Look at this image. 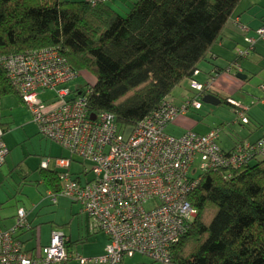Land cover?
Instances as JSON below:
<instances>
[{
    "label": "trees",
    "instance_id": "16d2710c",
    "mask_svg": "<svg viewBox=\"0 0 264 264\" xmlns=\"http://www.w3.org/2000/svg\"><path fill=\"white\" fill-rule=\"evenodd\" d=\"M241 1L136 0L123 15L110 4L112 0L96 4L92 1L0 0V59L34 51L56 50L80 77L85 78L86 73L95 75L96 81L92 86L87 81L81 87L69 86L72 91L82 92L91 114L113 115L117 124L129 135L171 105L177 109V117L164 126L165 135L181 138L188 132L199 136L216 132V145L227 160L234 157L237 147L247 144L256 147L264 141V137L255 142L236 139L231 149H225L221 146L220 136L225 132L226 125L206 134L190 129L179 137L167 130L189 112L201 110L202 98L212 92V84L198 80L200 66L212 58V48L221 40ZM188 81L192 94L184 97L183 105L178 106L171 98L174 91ZM194 81L200 83L203 89L194 90L191 87ZM49 92L54 94L51 100L40 99L41 95ZM13 95L24 102L33 121L32 111L0 63V101ZM57 96L55 91L43 89L38 100L43 104H52ZM195 103L200 104L199 109L193 106ZM222 103L233 106L237 121L242 126L250 125L247 112L244 114L248 123H243L239 117L241 110L235 104L227 100ZM184 107L186 111H183ZM0 126L5 142L7 129L1 123ZM8 150L10 154L9 147ZM66 150L69 157L58 158L54 162L55 169L50 168V159H47L46 166L42 161L39 167V175L50 188L45 200L55 206L60 198L66 197L72 200V205H80L82 216L88 220L87 232L90 230V235L73 242L62 231L54 230L50 244L54 233H62L70 260L78 256L93 259L95 257L80 254L73 256L70 252L71 247L84 246L89 237L103 231L93 229L85 206L67 194V184L62 175L68 173L76 187H85L91 183L87 180L89 174L93 172L92 179L95 178V165ZM252 159L246 165L227 164L205 172L197 171L195 179L200 178V182L188 196L190 204L197 210V216L187 232L169 249L170 264H264V155L255 154ZM59 160H69L70 167L59 168ZM77 165L82 170L74 173V166ZM30 175L31 172L19 174L20 180L27 182ZM152 208L145 207L147 211ZM21 210L26 213V224L18 229L16 238L23 244L24 252L35 253L38 248L50 246L39 244L37 231L41 225H33L24 207L17 209L14 225L7 227L0 221V228H15ZM31 232L34 236L30 241L22 240ZM107 237L109 242L103 255L111 245L110 237ZM28 242L32 243L29 247ZM136 255L146 256L134 254L129 259Z\"/></svg>",
    "mask_w": 264,
    "mask_h": 264
},
{
    "label": "built area",
    "instance_id": "2783aa9c",
    "mask_svg": "<svg viewBox=\"0 0 264 264\" xmlns=\"http://www.w3.org/2000/svg\"><path fill=\"white\" fill-rule=\"evenodd\" d=\"M257 36L264 41V25ZM249 44L254 45V39ZM0 63L17 85L42 135L95 165V178L85 187H76L68 173L62 175L67 194L85 206L93 229L105 232L111 240L105 255L93 259L78 256L81 264H126L134 254L170 264L169 249L197 216L188 200L200 182V178L195 179L197 171L246 165L255 154L264 155V141L256 147L239 146L234 157L226 160L216 145V132L206 136L188 132L181 138L165 135L164 126L177 117V109L171 105L128 135L113 115L89 112L82 92L69 88L80 75L56 50L3 57ZM191 87L203 89L195 81ZM43 89L57 93L54 103L38 100ZM193 106L200 108L199 103ZM239 117L248 123L244 110ZM3 136L0 126V168L9 154ZM57 165L67 169L70 161L59 160ZM147 206L154 208L147 211ZM25 220L26 213L21 210L15 228H0V264H62L71 259L62 233L53 234L50 246L26 254L16 238Z\"/></svg>",
    "mask_w": 264,
    "mask_h": 264
},
{
    "label": "crops",
    "instance_id": "0c3cea01",
    "mask_svg": "<svg viewBox=\"0 0 264 264\" xmlns=\"http://www.w3.org/2000/svg\"><path fill=\"white\" fill-rule=\"evenodd\" d=\"M67 1H90V0H67ZM136 0H112L110 4L119 12H125L128 6ZM264 23V0H242L238 7L236 8L232 18L229 20L226 28L223 31L221 40L212 48L210 55L212 58L201 64L200 72L198 75V80L205 84H212V92L209 95H213L219 98L222 102L223 100L230 101L232 104H240V110L247 112L250 119V125L243 126L248 128L247 138L244 141L255 142L256 140L264 137V91L262 86L264 85V41L257 36V30ZM254 39L255 44H249V40ZM214 73V74H213ZM238 74L246 76V79L238 77ZM215 75V77L213 76ZM186 84V83H184ZM221 103L218 106H223ZM227 106V105H226ZM231 107V106H229ZM203 108V107H202ZM233 109V106L231 107ZM200 111V110H199ZM29 114V112L27 111ZM12 115V114H11ZM186 116L179 118V123L186 124ZM32 119V117H31ZM177 121V122H178ZM33 122V121H31ZM0 123L6 129V135L11 131V123L2 112L0 113ZM32 124H35L34 122ZM233 124H238L239 121L236 120ZM226 125L225 132L221 134V138L225 137L230 142V147L232 148L237 140H242L241 134H236L235 131L231 130L230 125L222 123L220 126ZM37 126V125H36ZM214 127V128H219ZM193 129L191 126L187 130ZM232 131V132H231ZM185 132V131H184ZM183 132V133H184ZM209 129L205 131L204 134L208 133ZM199 133V132H198ZM10 136V135H8ZM238 136V137H237ZM11 137V136H10ZM10 137L8 142H10ZM241 137V138H240ZM5 142L9 147V143ZM222 144V142H221ZM223 146V144H222ZM225 148V147H223ZM225 148V149H231ZM10 149V147H9ZM9 156H12V149H10ZM8 156V157H9ZM40 158H32L30 154L24 155L17 161L13 158V164L10 166L8 164V157L6 159V164L0 169V188L3 187L10 180L13 185H16V179L19 177L17 186L15 187L16 194L26 193L27 187H34L33 182H37L36 188L40 191L42 186H45L47 193H49V187L46 180L39 175V170L44 157L41 155H36ZM36 162H35V161ZM52 163V162H51ZM51 165V164H50ZM51 168V167H50ZM56 166L53 168L55 169ZM52 169V168H51ZM41 171V170H40ZM6 172V173H4ZM31 172L30 178L27 182L20 180L19 174H28ZM41 173V172H40ZM21 183V184H20ZM14 193V190H13ZM15 197V195H14ZM46 197V196H45ZM44 197V198H45ZM17 199V198H15ZM43 201H46L43 199ZM9 201H6L7 203ZM0 211L3 209L4 204L0 203ZM26 209L27 204H23ZM22 208V207H19ZM72 208V206H71ZM29 212V219L35 224L36 217L34 218L32 210L26 209ZM81 213V211H80ZM15 218V216H12ZM85 218L83 217V220ZM3 223V220H1ZM86 224V221L84 220ZM40 226V225H39ZM41 227V226H40ZM79 230V231H78ZM77 230L78 237L76 240L73 239V233L68 237L70 241H78L81 238L87 237V224L84 228ZM54 229H51L48 233L45 242L40 239V245L48 246L50 244L51 233ZM32 238V237H31ZM27 237L22 240L31 239ZM30 241V240H29ZM109 240L105 234H97L93 237H89L84 246H74L71 247V254H80L85 257H97L104 254ZM28 242L27 244L29 245ZM73 252V253H72ZM74 256V255H73ZM135 258V257H134ZM127 262V261H126ZM65 264H79L75 259L70 260ZM128 264V263H127Z\"/></svg>",
    "mask_w": 264,
    "mask_h": 264
},
{
    "label": "rangeland",
    "instance_id": "374dc122",
    "mask_svg": "<svg viewBox=\"0 0 264 264\" xmlns=\"http://www.w3.org/2000/svg\"><path fill=\"white\" fill-rule=\"evenodd\" d=\"M128 11L122 12L125 15ZM85 78L79 77L74 83L73 88L76 86H83L85 85L86 81L90 83L89 85L92 86L96 79L95 75L90 73H86ZM86 79V80H85ZM190 82H186L181 87L177 88L172 96V101L174 104L180 106L183 105L184 97L189 96L192 92L189 90ZM54 94L49 92L47 95H41L40 99H52ZM61 104L63 103L60 101ZM202 102V101H201ZM2 112L5 116H7L8 120L11 123V131L6 135L7 142L10 137V142H8L10 149H12V156L8 157V164L11 166L13 164V158L17 161L24 155L30 154L31 157L40 158L36 155L46 156L44 157V161L46 162L47 159L52 160L50 167L53 169L55 167V161L61 157H69V152L61 147L58 143L47 139L42 138L39 133L38 127L36 124H32L33 122L31 119V115L27 113L28 109L24 102H22L16 96H8L3 98L0 101ZM203 108L198 112H189L186 115V124H181L179 121L172 126H170L167 130L168 133L173 134L175 136H181L185 132H187L190 126L193 128L195 132H199L204 134L205 131L209 129H215L214 127L220 126L222 123H226L231 127L232 131H235L236 134H241L242 139H248L247 131L248 128H244L242 125L233 124L236 120V113L235 111L226 105L223 106H213L210 104H204L202 102ZM12 114V115H11ZM185 131V132H184ZM231 131V132H232ZM184 132V133H183ZM250 134V131H249ZM10 135V136H8ZM241 138V137H240ZM220 142H222L225 148H230V142L225 137V139L221 138ZM222 146V145H221ZM35 161V160H34ZM36 162V161H35ZM44 162V163H45ZM76 165V164H75ZM91 166V165H88ZM81 168V169H80ZM90 168V167H88ZM82 170V167L78 165L74 166V173H78ZM6 173V172H4ZM94 177L93 172L88 175L87 180L91 182ZM19 177L15 180L16 185L12 184L10 180L6 183L3 187L0 188V203H3V209L0 211V219L3 220V223L7 227H11L15 224L14 219L12 216L17 214V209L19 207H23V204H27V208L32 210L33 217H36V223L41 225L40 229L37 231V236L46 241L48 233L51 229L62 231L67 237L73 233V239L76 240L78 237L77 230L80 228H84L87 223V219L83 220V216L80 213L81 207L78 204L72 205V200L66 197L60 198L57 205L52 206L49 200L43 201V199L47 198L49 193H47V189L45 186L41 187L39 191L35 186L37 185L36 182H33L32 185L34 187H27L25 195L23 194H16V186ZM14 190V193H13ZM15 195V197H14ZM46 196V197H45ZM45 197V198H44ZM17 198V199H15ZM6 201H9L5 203ZM72 206V208H71ZM89 230V229H88ZM79 231V230H78ZM90 231V230H89ZM89 231L87 235H90ZM52 234V233H51ZM99 234H105L104 232H100ZM106 235V234H105ZM33 233H28L23 237L27 239V237H33ZM92 235L91 237H93ZM32 244V243H31ZM30 245L27 244V247ZM73 253V252H72ZM76 256V254H72ZM76 262L79 263L78 259H75ZM128 264H162L161 262L154 261L153 258L147 256H138L136 255L135 258L127 259Z\"/></svg>",
    "mask_w": 264,
    "mask_h": 264
},
{
    "label": "water",
    "instance_id": "95a60500",
    "mask_svg": "<svg viewBox=\"0 0 264 264\" xmlns=\"http://www.w3.org/2000/svg\"><path fill=\"white\" fill-rule=\"evenodd\" d=\"M238 77L242 78V79H246V76L242 75V74H238ZM202 102L204 104H210V105H213V106H218V105H220L222 103V101L219 98H217V97H215L213 95L204 96L202 98ZM93 119H95V115L93 116Z\"/></svg>",
    "mask_w": 264,
    "mask_h": 264
}]
</instances>
